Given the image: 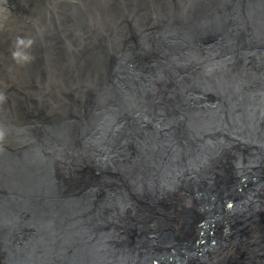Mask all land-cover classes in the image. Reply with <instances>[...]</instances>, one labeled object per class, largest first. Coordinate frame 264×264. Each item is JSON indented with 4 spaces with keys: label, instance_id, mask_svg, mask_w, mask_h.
<instances>
[{
    "label": "bare ground",
    "instance_id": "1",
    "mask_svg": "<svg viewBox=\"0 0 264 264\" xmlns=\"http://www.w3.org/2000/svg\"><path fill=\"white\" fill-rule=\"evenodd\" d=\"M0 61L6 197L41 217L45 181L74 203L122 181L124 264H264V0H0Z\"/></svg>",
    "mask_w": 264,
    "mask_h": 264
},
{
    "label": "water",
    "instance_id": "2",
    "mask_svg": "<svg viewBox=\"0 0 264 264\" xmlns=\"http://www.w3.org/2000/svg\"><path fill=\"white\" fill-rule=\"evenodd\" d=\"M14 86L15 83L12 82L11 87L15 88ZM107 151L116 153L115 150L108 149ZM105 174L104 172L101 176ZM82 183H84L83 190L88 191L92 180L83 179ZM55 185L56 181L51 180L45 181L41 187L42 194L39 197L41 202L48 207L41 217L32 212L30 198L17 201L16 198L4 195L7 194L4 186L0 189V242L5 239L8 256L16 255L15 259L21 264H124L125 260L129 261L131 254L125 243L127 242L126 233L119 231L113 217H104L102 213V209L107 205L112 208L117 207L112 202L110 203L108 197L118 196L123 189L129 191L125 184L117 181L114 188H105V196H100L99 191L95 192L91 189L87 199H80L81 201L77 203L74 202L78 200V194L72 195L70 192L66 195H56L44 189L46 187L57 188ZM69 201L77 205L79 212H82L83 207L80 206L83 203L94 205V208L90 215H75L64 207ZM11 203L18 205L17 211L20 212V216L16 227L7 234H3L1 229L6 223L4 220H6L8 209L12 206ZM35 216L38 217L32 220ZM7 228L8 224L4 229ZM26 238L36 241L40 248L36 247L38 245H33V250L27 251L28 248L23 245V249H12L15 245L22 246L21 242ZM131 261L133 262V256Z\"/></svg>",
    "mask_w": 264,
    "mask_h": 264
},
{
    "label": "clouds",
    "instance_id": "3",
    "mask_svg": "<svg viewBox=\"0 0 264 264\" xmlns=\"http://www.w3.org/2000/svg\"><path fill=\"white\" fill-rule=\"evenodd\" d=\"M34 41L31 38L17 37L15 42V49L12 51L11 55L13 60L17 64L30 63L34 57L26 51V49L31 48ZM7 97L3 92H0V104L6 101ZM5 131L3 127H0V145L3 144L5 140Z\"/></svg>",
    "mask_w": 264,
    "mask_h": 264
},
{
    "label": "rangeland",
    "instance_id": "4",
    "mask_svg": "<svg viewBox=\"0 0 264 264\" xmlns=\"http://www.w3.org/2000/svg\"><path fill=\"white\" fill-rule=\"evenodd\" d=\"M227 208H228V207H227ZM258 220H259V222L261 223V222L264 220V218H263V219H259V218H258ZM240 250H244V249H238L237 252L240 251ZM243 252H244V251H241V252H239V253H243ZM229 262L231 263L232 261H229ZM230 263H229V264H230Z\"/></svg>",
    "mask_w": 264,
    "mask_h": 264
}]
</instances>
